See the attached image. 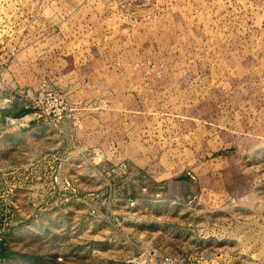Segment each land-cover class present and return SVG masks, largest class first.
<instances>
[{"label":"rangeland","instance_id":"1","mask_svg":"<svg viewBox=\"0 0 264 264\" xmlns=\"http://www.w3.org/2000/svg\"><path fill=\"white\" fill-rule=\"evenodd\" d=\"M0 40L51 83L21 88L108 73L143 111L137 166L0 96V264H264V0H0Z\"/></svg>","mask_w":264,"mask_h":264},{"label":"crops","instance_id":"2","mask_svg":"<svg viewBox=\"0 0 264 264\" xmlns=\"http://www.w3.org/2000/svg\"><path fill=\"white\" fill-rule=\"evenodd\" d=\"M3 42L6 45H9L7 44L8 42ZM26 49H28L27 46L23 49L24 53L19 56V51L17 53L15 52L14 56L12 55L13 58L11 57L12 59L10 60L8 68L4 72L0 83V96H4L3 98L5 99L8 98V100H5L6 102H4V105L13 106L16 101L17 103L20 102L22 104L23 108H21L17 114L21 115L24 113V115H17L18 117H14L21 121L19 125H24V128L30 126L29 131L32 132L42 131L46 134V139H48V135L50 134L49 132L53 130L51 129L49 123L31 116V113H33L32 110L26 108V101L17 93L21 87L30 85L31 83H39L40 81L45 80L47 86L51 84L49 79H46L44 75L35 77L33 73H29L27 71V68L31 67V63L29 61V52L28 50L26 51ZM107 71L111 74H115V71L113 70L110 71L107 69ZM108 75L109 74L107 73L105 82L104 80L97 78L92 81V84L89 83L86 85L81 84V81H76L73 77H70L71 75L69 73H61L59 71L57 72V75H54V77H56L57 81H59V88L65 90L71 96L86 98V95L88 94L90 97L101 95L109 101V106L107 105L108 107L106 106L104 109L98 110L89 116H85L82 119L81 124L76 126V132L89 134L93 133L96 138L98 136L102 137L105 134L107 147L111 148L114 146L115 139L113 131H121L118 136V138L121 139V143L119 144H121L128 155H134L132 160L135 165L138 166L140 163V148H131L129 144L132 136L130 123L134 121V118L139 120L138 116L142 115L143 112L140 104L142 96H140V94L132 88H136L138 90H140V88L138 86L131 87L129 83L126 85L123 83L114 84L115 81L118 80V75H112V79H110ZM60 124L64 126L67 125L70 128V122L68 120H63ZM94 146H100V143L96 142ZM134 151H137V153Z\"/></svg>","mask_w":264,"mask_h":264},{"label":"built area","instance_id":"3","mask_svg":"<svg viewBox=\"0 0 264 264\" xmlns=\"http://www.w3.org/2000/svg\"><path fill=\"white\" fill-rule=\"evenodd\" d=\"M14 51V46L6 45L0 40V83ZM17 93L26 101V108L32 110L34 114L49 116L54 121L68 119L74 126L80 124L86 111L96 110L108 105V100L104 97H98L88 102H74L67 93L45 86H40L35 90L29 87L20 88ZM5 100H8V98ZM52 182L60 184L64 188L72 187L70 178L61 177L57 173L52 175ZM168 260V257H166L165 262H168Z\"/></svg>","mask_w":264,"mask_h":264}]
</instances>
